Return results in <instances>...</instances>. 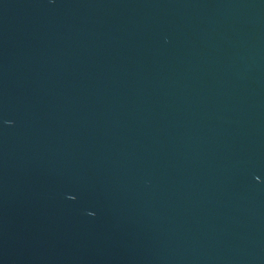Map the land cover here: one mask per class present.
Instances as JSON below:
<instances>
[{
    "label": "water",
    "instance_id": "95a60500",
    "mask_svg": "<svg viewBox=\"0 0 264 264\" xmlns=\"http://www.w3.org/2000/svg\"><path fill=\"white\" fill-rule=\"evenodd\" d=\"M0 264H264V0H0Z\"/></svg>",
    "mask_w": 264,
    "mask_h": 264
}]
</instances>
